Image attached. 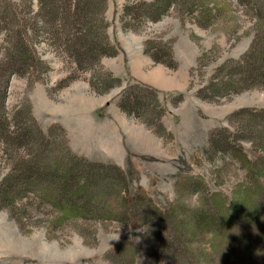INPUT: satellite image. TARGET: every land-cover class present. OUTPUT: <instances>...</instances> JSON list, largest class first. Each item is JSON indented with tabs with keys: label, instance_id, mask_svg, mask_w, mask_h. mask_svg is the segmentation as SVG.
<instances>
[{
	"label": "rangeland",
	"instance_id": "374dc122",
	"mask_svg": "<svg viewBox=\"0 0 264 264\" xmlns=\"http://www.w3.org/2000/svg\"><path fill=\"white\" fill-rule=\"evenodd\" d=\"M141 1L107 0L104 5L102 0H0V115L4 114L10 124L8 131H0V182L6 175L17 174L10 157H20L40 147L27 135L30 107L46 135L44 148L50 158L69 162L70 150L92 161L115 162L126 173L130 189L135 192L140 186L158 206L166 208L175 200L197 205L200 194L183 182L190 176H201L210 190L231 196L243 172L225 165L230 156L210 153L209 133L214 128L227 127L253 154L252 150L264 140V135L258 136L264 132V118L245 121L243 117L233 122L231 116L243 109H264V87L218 102L201 99L198 93L208 91L211 80L221 75V65L241 60L248 52L254 34L264 30L258 20L264 12L260 5L264 4L257 0H217L214 9L217 5L218 12L213 11L216 19L207 28L200 27L193 17L181 19L174 10L161 21L140 27V18L133 19V12L140 10ZM126 6L131 9L127 20L135 25V32L122 27L120 19ZM79 9L88 14L98 34L99 20L104 18L109 41L118 48L115 57L103 56L98 63L77 53V49H83L76 39L74 23ZM20 35L33 56L25 67L14 61ZM145 41L149 48L160 43L159 54L168 63L167 53L171 50L176 68L155 63L145 53ZM139 54L142 78L159 79L161 74L157 73L162 71L166 78L178 81L168 90L140 82L157 89L158 102L153 97L144 98L140 107L134 104L136 111L130 116L118 104L126 87L135 84L128 80L133 78L129 63L137 62ZM144 58L150 62L145 63ZM110 74L122 79L121 84L104 92L111 84ZM180 93L184 100L174 106ZM143 94L151 95L148 91ZM110 112L140 125V145L134 148L135 153L127 149L123 154V145L116 144L119 135L112 144L98 139L106 124L91 120L106 118ZM144 120L157 128L161 122L167 130L165 135L155 133ZM39 201L29 193L15 205L0 209V264H67L66 254L72 256L74 264H122L121 258L106 259L117 244L132 241L145 248V228H126L130 219L124 217L104 219L95 213L88 219L68 220L50 232L48 227L55 213ZM143 222L140 217L139 223ZM133 223L134 220L129 224ZM81 225L86 237L81 235ZM136 264L155 262L140 252Z\"/></svg>",
	"mask_w": 264,
	"mask_h": 264
},
{
	"label": "trees",
	"instance_id": "16d2710c",
	"mask_svg": "<svg viewBox=\"0 0 264 264\" xmlns=\"http://www.w3.org/2000/svg\"><path fill=\"white\" fill-rule=\"evenodd\" d=\"M106 1L102 0L104 5ZM257 1L264 4L263 0ZM214 4H217V0H142L140 12H133V19L135 16L136 19L140 18L141 27L148 22L161 21L174 10L181 19L193 17L200 27L207 28L216 19L213 11H218L217 5L214 9ZM83 12L82 9L76 11L74 20L76 39L83 48L77 49V53L94 58L98 63L103 56L115 57L118 48L109 41L104 18L99 20L101 32L98 34L93 31L88 14ZM131 15V9L126 6L120 20L123 29L135 32L137 28L127 20ZM258 20L264 24V12L259 14ZM148 44L145 41V53L155 63L176 68L171 50L167 53L168 63L159 54L160 43L156 42L150 48L147 47ZM15 51L14 61H19L22 67L28 65L33 58L21 35ZM218 72L221 75L211 80L207 85L208 91L198 93L199 98L218 102L248 89L264 87V30L254 34L250 49L241 60L221 65ZM108 77L111 78V84L104 92L121 84L122 79L115 78L112 74ZM134 83L126 87L118 104L130 116L135 114L136 110L132 108L134 104L140 107V101L144 98L149 100L153 97L158 102L157 89L135 80ZM147 91L151 95L143 94ZM184 97L180 93L173 101L174 106L180 104ZM144 107L146 106H141ZM27 113V135L38 141L40 147L38 150L31 149L26 155H15L8 159L13 164L12 169L16 168L17 174L6 175L0 182V209L15 205L18 199L21 200L30 193L39 198L40 203L48 204L55 213L48 227L50 232L68 220L88 219L95 213L104 219L128 218L130 220L125 224L126 228H145L146 244L143 249L132 241L117 244L106 255V259L115 261L121 258L122 264H136V257L140 252L154 260L155 264H264V140L256 145L251 154L241 144L240 136L229 128L212 129L209 133L210 153L230 156L225 165L234 166L235 172H243L241 178L238 177L231 196L210 190L201 176H190L184 178L183 182L189 185V189L200 194V202L197 205H184L175 200L163 208L152 202L148 193L140 186L135 192L132 191L126 173L115 163L92 161L77 156L70 150L69 162L60 157L50 158L44 148L45 133L37 125L30 107ZM243 117L245 121L249 118H264V109L235 111L231 120L236 122ZM145 122L158 135H165L167 130L161 122L159 128L149 121ZM8 126V119L1 114L0 131H8ZM56 127L65 131L59 124ZM260 135H264V132L258 136ZM144 215L148 218H143ZM140 217L143 223H139ZM133 220L134 223L129 224ZM77 228L80 229L79 226ZM81 228V235L86 237L84 226L81 225Z\"/></svg>",
	"mask_w": 264,
	"mask_h": 264
},
{
	"label": "crops",
	"instance_id": "0c3cea01",
	"mask_svg": "<svg viewBox=\"0 0 264 264\" xmlns=\"http://www.w3.org/2000/svg\"><path fill=\"white\" fill-rule=\"evenodd\" d=\"M123 46V45H122ZM124 48V47H123ZM145 63L150 62L149 59L144 58ZM129 67H130V71H131V75L133 77V79L137 82H143V83H148L151 85H158L156 87H158L160 90H168L170 89L169 87H171L172 84L176 83V81H178V78H172V77H168L166 78V74L162 71L158 72L157 74H161V77L158 78H142L140 76V54L137 56V62H130L129 63ZM120 72H118L117 74H119ZM123 77V76H122ZM160 83V84H158ZM163 84L165 86H163ZM162 85V86H159ZM168 87V88H167ZM93 113H95V111H93ZM112 112H110V116L106 117L109 118L111 117V119H109V122L104 123L103 120L106 119L104 118H94L93 120H91V122L96 121L98 123L96 124H106L104 125V130H102V132L100 131V133L102 134V136L100 135L98 137V139H100L101 141H106L107 143H115V137H118V142L116 143L117 145H123V154L124 152H128L127 149L130 151V153H135V149L137 146L140 145V125H135V124H130L128 122V118H126L125 116L120 115V113H117V116L115 117L114 115L111 114ZM98 120H101V122H99ZM117 130V131H116ZM68 134L70 136V132L69 130ZM118 132V133H117ZM106 142H101L103 144H105ZM125 149V150H124ZM138 153V152H137ZM120 155V154H118ZM120 157H122L120 155ZM107 162V161H105ZM115 163V162H112Z\"/></svg>",
	"mask_w": 264,
	"mask_h": 264
},
{
	"label": "clouds",
	"instance_id": "9594fccd",
	"mask_svg": "<svg viewBox=\"0 0 264 264\" xmlns=\"http://www.w3.org/2000/svg\"><path fill=\"white\" fill-rule=\"evenodd\" d=\"M65 258L67 260V264H74V260L70 254H66Z\"/></svg>",
	"mask_w": 264,
	"mask_h": 264
}]
</instances>
